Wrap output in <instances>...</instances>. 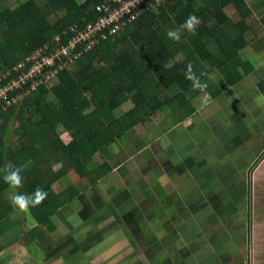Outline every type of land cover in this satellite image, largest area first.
<instances>
[{
  "label": "trees",
  "instance_id": "16d2710c",
  "mask_svg": "<svg viewBox=\"0 0 264 264\" xmlns=\"http://www.w3.org/2000/svg\"><path fill=\"white\" fill-rule=\"evenodd\" d=\"M105 1L107 0H26L10 5L6 0H0V76L9 73L0 85L4 86L28 73L39 50L47 48L43 53L48 54L51 49L53 51L57 47L68 45L77 32L95 22L96 8ZM146 4L148 8L145 12L120 31L114 41L109 40L96 46L72 62L63 56L61 63L65 64L64 68L52 80L42 83L39 90L27 94L35 81L30 78L21 88L10 92L11 97L25 94L27 97L23 104L30 101V105L18 108L19 102L7 107H3L4 102L0 103V166L11 163L14 167L21 168L23 182L18 188L19 193L32 195L37 187L48 193L42 204L27 211L35 218L37 225L27 228L21 235L25 244L35 246L37 243L38 251L46 248L55 237L58 228L55 214L82 192V185L79 184L57 191L52 183L56 180V184L57 179L70 168L87 180L86 186L94 185L103 178L102 174L107 175L114 170L110 162L99 161L95 157V154L100 153L107 156L111 154L110 147L116 142L114 139L117 136L113 130L114 122L132 119L134 121L131 126L141 125L142 131L154 132L148 120L164 109L168 114L166 121L170 118L176 121V129L182 126L181 122L185 118L198 110L193 105L194 101L197 100L199 105L203 101V105L207 107L215 106L217 99L226 96L227 91L243 79V75L248 76L257 68V57L250 59V56H243V59L238 53L249 46L253 53H258L259 47L263 46L264 34L261 33L264 29V17L260 24L256 21L250 24L248 19L264 6V0H164L159 3L150 0ZM229 7L234 8L232 13L227 12ZM192 14L200 20L194 33L180 28ZM170 29L180 30L179 41L167 36ZM57 37L60 42L55 40ZM79 52L75 50L72 54L77 56ZM189 63L194 75L207 84V88L194 89L193 82L186 78ZM20 64L24 66L18 68ZM214 70L222 74L221 79H212L210 74ZM48 86H51L49 89L54 99L43 102L40 99L43 95L41 92L47 93ZM94 94L102 97L104 102L97 107L99 117L92 123L86 110L90 106L89 98ZM129 100L133 101L132 108L116 115V109ZM48 108H53L54 111L50 112ZM16 119L20 121L17 128L19 142L26 138L28 143H32L31 147L39 148L41 145L42 154L47 160L49 158L54 161L56 153L59 155V162L62 161L60 169L54 170L48 160L46 169H42L41 178L38 175V178H32L25 173V164H29L26 163L27 152L22 145L15 148L7 145L2 135L4 128ZM165 126L162 124L161 128ZM59 127L70 132V141L64 140ZM129 130L131 128L128 125L117 132L126 134ZM155 133L157 138L164 135ZM36 135L40 136L35 137ZM127 145L119 147L129 150L134 148ZM152 145L154 146V142ZM199 153L202 151L199 150ZM263 155L255 161V166L263 159ZM181 156L185 158L184 155ZM157 167L153 168V172L156 176L160 174L159 177L162 178L164 174L160 166ZM5 174L0 171V193L10 187L4 181ZM160 181L156 177L154 186L159 187ZM262 182L257 181L256 188L253 189L255 193ZM83 188L87 192V187ZM192 199L193 196L187 203ZM7 202L8 199L2 197L5 210L1 219L11 212L12 205H7ZM183 202L182 199V204ZM248 215L250 216L249 208ZM137 226L139 227L138 224ZM260 227L264 229L261 221ZM249 238L250 245L255 244L262 251L260 256L256 254L255 264H264V235L260 242L254 236ZM167 243L166 241L164 244ZM5 246L6 244L0 245V251ZM150 246L146 252L150 258L154 257L153 262L168 264V252L163 249L154 251V247ZM250 255V250L244 255L248 263Z\"/></svg>",
  "mask_w": 264,
  "mask_h": 264
},
{
  "label": "rangeland",
  "instance_id": "374dc122",
  "mask_svg": "<svg viewBox=\"0 0 264 264\" xmlns=\"http://www.w3.org/2000/svg\"><path fill=\"white\" fill-rule=\"evenodd\" d=\"M6 1L11 5L26 0ZM233 11V7L227 9L228 13ZM263 17L264 6L256 10L248 21L250 24L255 21L260 24ZM262 45L264 47V42ZM253 54L252 49H249L244 56ZM54 55L60 62L61 53L58 49ZM238 56L244 58L242 52ZM260 63L261 60L256 58L255 65L258 67ZM8 74L6 72L1 77L5 78ZM54 74L50 73L47 79ZM210 75L213 80H219L222 76L217 70ZM257 78L264 80V68L259 67L257 76L252 79ZM242 80L245 85L238 81L233 87L245 104L239 110L241 114L235 105H231L232 91H227L226 97L218 98L215 106L207 107L203 101L201 105L197 100L194 101L193 105L198 110L185 118L181 122L182 126L176 129V121L171 118L166 121L168 114L164 109L148 120L154 132L142 131L141 125L131 126L132 119L114 122L113 130L117 136L114 139L116 142L110 147L111 154H95L99 161L106 160L114 166L109 176L102 174L103 192L98 194L95 191L96 195L91 196L90 191L86 193L81 186V195L55 214L58 226L55 237L41 251L36 250L39 247L37 243L34 246L22 242L21 235L25 230L37 225L31 214L12 207L11 212L1 219L5 210L2 197L8 199V205L9 197L17 190L19 192V189L9 187L2 191L0 243H7V246L0 251V257H4L1 264H155L154 257L150 258L146 252L150 245L154 251L163 249L168 252V264H254L253 259L250 263L245 260L248 240L240 241V235L249 222L257 226L256 238L259 242L264 235V229L260 227V221L264 220V159L261 165L259 161L254 167L264 148L263 143L258 141L264 140V108L254 102V97L262 91L261 86L254 81L252 83L245 75ZM39 83L34 86H37L35 90H39ZM49 88L51 86H48L47 93L41 92L43 95L40 99L43 102L54 99ZM26 97L25 94L14 97L13 103L19 102L18 108L26 107L31 103L26 101L23 104ZM89 99L90 106L86 114L96 121L99 117L97 107L104 101L96 94ZM133 105L131 100L125 102L116 109V115L131 109ZM47 110L54 111L53 108ZM232 117H240L239 120L246 123L238 124L237 131H234L231 129L233 126L229 125V120H234ZM221 119H224L223 123ZM162 124L166 126L161 128ZM19 125V119L8 124L3 130V138L11 147L23 146L28 154L27 160L33 163L25 164V173L32 178H41L43 167L46 169L42 163V146L31 147L32 143H28L26 138L19 142ZM128 125L131 130L126 134L117 132ZM58 129L65 141L72 139L69 131L60 127ZM231 130L227 138L225 132ZM155 132L164 135L157 138ZM124 144H132L134 148L129 150L119 147ZM156 165L160 166L164 174L162 178L153 172V168H158ZM51 166L54 170L62 167L60 163ZM4 169V165L0 166L1 172H5ZM66 174L57 179H62L59 183L55 184L56 180L52 183L57 191L79 181L84 183L73 168ZM156 177L161 181L160 186L154 189L159 191L158 197L154 198L153 181ZM257 181L263 182L255 193L253 189ZM191 196L193 199L188 204L187 200ZM261 223L264 226V221ZM166 241L168 243L164 244ZM104 251L111 253L106 254Z\"/></svg>",
  "mask_w": 264,
  "mask_h": 264
},
{
  "label": "built area",
  "instance_id": "2783aa9c",
  "mask_svg": "<svg viewBox=\"0 0 264 264\" xmlns=\"http://www.w3.org/2000/svg\"><path fill=\"white\" fill-rule=\"evenodd\" d=\"M149 1L150 0H107L98 5L96 8L97 17L95 22L89 23L85 28L77 32L75 36L69 40L68 45L57 47L53 51L51 49L48 54L43 53L44 50L46 52L47 48L39 50L33 58L35 63L30 68L31 72L29 70L28 73L21 76L19 79L9 81V83L4 86L0 85V103L4 102L3 105L15 104L13 103L15 96L11 97L10 92L21 88L27 79L31 78V80H35L28 89V92L35 91L37 86H34L37 83L40 82L38 85L41 86L42 83L52 80L65 66L64 63H61L63 56L67 57L69 62H72L74 59L81 57L84 52L96 46H101L109 40L114 41L120 31L124 30L125 27L131 24L141 13L145 12L148 8L146 2ZM155 1L159 3L164 0ZM55 40L60 42L59 37ZM57 49L61 53L60 62H58L56 55H54ZM75 50L77 52L81 50L77 56L72 54ZM22 64H20L18 68L24 66ZM46 69L49 70L47 71ZM44 70L47 72L45 73ZM54 72L55 74L47 79L50 73ZM2 80H4V78L0 76V82Z\"/></svg>",
  "mask_w": 264,
  "mask_h": 264
},
{
  "label": "clouds",
  "instance_id": "9594fccd",
  "mask_svg": "<svg viewBox=\"0 0 264 264\" xmlns=\"http://www.w3.org/2000/svg\"><path fill=\"white\" fill-rule=\"evenodd\" d=\"M200 23V20L196 15H190L186 21L180 26L181 29L187 30L188 32H195L196 26ZM167 36L170 39L179 41L181 38L180 30L170 29L167 32ZM186 78L193 82L194 89L203 90L207 88V84L202 83L198 77H196L192 70V65L189 63L186 67L185 72ZM254 102L258 107L264 108V93H261L254 97ZM4 181L13 189L22 186L23 178L21 176V168L14 167L11 163H7L5 166ZM48 193L43 189L37 187L32 195L24 193H15L9 197L10 203L13 209H18L21 212H27L32 207L39 206L47 198Z\"/></svg>",
  "mask_w": 264,
  "mask_h": 264
},
{
  "label": "crops",
  "instance_id": "0c3cea01",
  "mask_svg": "<svg viewBox=\"0 0 264 264\" xmlns=\"http://www.w3.org/2000/svg\"><path fill=\"white\" fill-rule=\"evenodd\" d=\"M264 42V41H263ZM251 46H249V47H247V49H245L243 52H242V54H243V56L246 54V51L247 50H249V49H251L250 48ZM260 49V51H258V53H256L257 51H255L254 52V56L253 55H250V59H252V58H255V57H257V58H259L260 60H261V63L258 65V67L257 68H255V70H254V73H251L250 75H248V76H246V78H248V79H250V81L253 83V81L256 83V84H258V85H260L261 87H260V89H262V91L260 90L258 93L259 94H261V93H264V80L263 79H256V80H253L252 78L254 77V76H257V72H258V69H259V67L260 68H264V47L262 46V47H259ZM244 59V58H243ZM243 81V80H242ZM242 81L240 82V84L241 85H245L244 84V82L242 83ZM244 87V86H243ZM235 89H233V88H230L228 91L230 92V91H232V103H231V105H235V107H237L238 108V111L242 108V107H244L245 106V104H243V102H242V98H239L238 97V93L236 92V91H234ZM226 96H224L223 98H225ZM126 110H129V109H126ZM244 111H246V109L244 110ZM99 113V112H98ZM239 114H241V112L239 111L238 112ZM88 117V116H87ZM234 120L233 121H230L229 119H226V120H229V125H231V126H233V128H231L232 130H234L235 131V129H236V131H237V125L238 124H240V123H246V122H244V121H242V120H239L240 119V117H232ZM92 123L94 122L91 118H88ZM98 119V118H97ZM225 119V118H224ZM224 119H221V122L223 123V121H224ZM232 130L231 131H226L225 133H226V135H227V138H228V134H229V132H232ZM138 135H140V134H138ZM134 140H135V137H134ZM258 141H260L261 143H263V146L262 147H264V140L263 139H259ZM132 144H128V146H131ZM263 150H264V148L261 150V152H260V155H262V154H264V153H262L263 152ZM259 155V156H260ZM58 158H59V155H57L56 153L54 154V161H52L51 159L49 160V164L51 165V164H61L62 165V161L61 162H59V160H58ZM264 159V158H263ZM263 159L261 160V163H260V165L263 163ZM44 161H45V163H44ZM47 159H45V158H43V164L45 165V164H47ZM29 163L30 165H33V163L32 162H29L28 160L26 161V163ZM254 167H255V165H254ZM54 169V168H53ZM255 172H257V171H255ZM78 174V173H77ZM106 176H109V174H107ZM78 177H79V179L80 180H84V183L82 182V181H79V183H74V184H79V185H82L83 187H87V191L89 190L90 191V194H92L91 196H94V195H96L95 194V191H97V193L99 194V193H101V192H103V188H104V183L102 182L103 180H104V178H100L99 180H98V182H96L94 185H88V186H86V184H87V180L86 179H84L83 177H80L79 175H78ZM62 179H59V180H57V183H59L60 181H61ZM56 183V184H57ZM105 183H106V181H105ZM109 185V184H108ZM108 185H106V187L108 186ZM65 187H68V186H65ZM155 189V186H153V191H155L154 190ZM117 192V191H116ZM87 193V192H86ZM158 194H159V191H155V196H154V198H157L158 197ZM156 201V200H155ZM263 220H261V222H262ZM256 225H255V223H253V225H252V222H249L248 223V225H245V227H244V230L241 232L242 233V235H240V241H245L246 239L248 240V239H250L249 238V236H254L255 238H256ZM5 230V229H4ZM6 231V230H5ZM247 242V241H246ZM6 244V246H7V243H0V245H5ZM5 246V247H6ZM251 245H250V242H248L247 243V250L244 252V255H246V253H247V251H249L250 250V252H251V260L253 259L254 260V264H255V261H256V254H259V256H260V252L262 253V251H260V249L261 248H258V247H256L255 246V244H253L251 247H250ZM4 247V248H5ZM2 258H4V257H0V260H1V263L3 262V259ZM251 260H250V262H251ZM0 263V264H1Z\"/></svg>",
  "mask_w": 264,
  "mask_h": 264
}]
</instances>
